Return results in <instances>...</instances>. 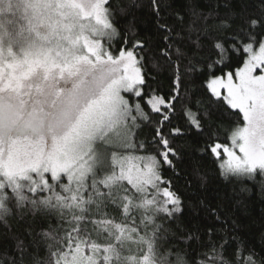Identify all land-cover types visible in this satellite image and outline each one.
<instances>
[{"label": "snow or ice", "instance_id": "1", "mask_svg": "<svg viewBox=\"0 0 264 264\" xmlns=\"http://www.w3.org/2000/svg\"><path fill=\"white\" fill-rule=\"evenodd\" d=\"M256 192L264 0H0V264H264Z\"/></svg>", "mask_w": 264, "mask_h": 264}, {"label": "trees", "instance_id": "2", "mask_svg": "<svg viewBox=\"0 0 264 264\" xmlns=\"http://www.w3.org/2000/svg\"><path fill=\"white\" fill-rule=\"evenodd\" d=\"M141 27L146 28L147 24L144 23ZM236 211L242 226H249L253 231L260 229L262 221H264V196H261L259 192L250 194ZM255 240L256 243H259L258 232L255 235Z\"/></svg>", "mask_w": 264, "mask_h": 264}]
</instances>
